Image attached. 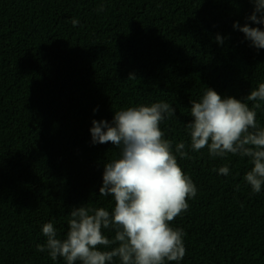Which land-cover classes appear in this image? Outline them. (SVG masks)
<instances>
[{
    "label": "trees",
    "instance_id": "16d2710c",
    "mask_svg": "<svg viewBox=\"0 0 264 264\" xmlns=\"http://www.w3.org/2000/svg\"><path fill=\"white\" fill-rule=\"evenodd\" d=\"M252 11L249 0H0V264H66L36 251L43 224L63 237L74 206L114 207L99 188L119 149L92 143V120L160 101L175 109L159 125L163 138L197 188L169 222L185 232L179 264H264V185L253 193L244 180L249 158L195 151L185 129L207 87L252 107L245 98L264 82V49L233 27L256 26Z\"/></svg>",
    "mask_w": 264,
    "mask_h": 264
},
{
    "label": "clouds",
    "instance_id": "9594fccd",
    "mask_svg": "<svg viewBox=\"0 0 264 264\" xmlns=\"http://www.w3.org/2000/svg\"><path fill=\"white\" fill-rule=\"evenodd\" d=\"M249 2L253 11L247 20L256 26L234 22L233 27L251 46L264 49V28L260 27L264 25V0ZM102 10L101 5L97 11ZM78 23L77 18L72 19L73 26ZM214 39L220 45L225 41L219 33ZM245 100L254 102L251 108L241 99L222 98L207 87L198 101H191L192 119L185 129L195 151L207 147L213 157L231 153L249 158L253 166L244 180L253 193H259L264 185V127L257 123L255 109L264 102V82L252 88ZM173 115L175 109L160 101L114 111L111 122L93 119L92 143L111 142L119 149L118 157L105 163L99 188V196L112 197L114 207L109 212L87 203L74 206L63 237L52 222L43 224L46 241L37 244L36 251H47L53 261L59 257L66 264H117V259L119 264H179L186 254L185 232L169 222L187 211L188 198L196 196L197 188L182 171L172 142L163 138L159 127ZM184 149V142L175 146L181 158H188ZM218 173L227 176L229 167H220ZM102 229L114 230V237H107Z\"/></svg>",
    "mask_w": 264,
    "mask_h": 264
}]
</instances>
